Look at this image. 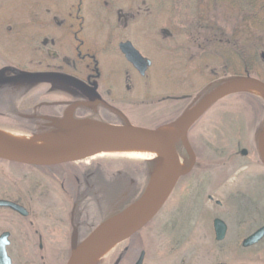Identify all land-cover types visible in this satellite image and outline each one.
Segmentation results:
<instances>
[{
  "label": "rangeland",
  "instance_id": "374dc122",
  "mask_svg": "<svg viewBox=\"0 0 264 264\" xmlns=\"http://www.w3.org/2000/svg\"><path fill=\"white\" fill-rule=\"evenodd\" d=\"M140 1L141 12L153 13L142 14L137 22V32L141 30L137 42L145 54L153 56L154 64L148 78L139 81L131 91L129 100L114 104L132 125L156 130L172 125L217 87L234 81L233 72H227L223 61L213 54L216 45L213 39L209 40L211 34L207 29L217 25L228 37L237 29L240 19L227 14L225 7L204 11L202 4L199 7L195 4L208 0ZM34 2L0 1V67L2 61L30 56L29 42L13 38L6 26L8 22L29 24L26 12H30ZM72 4L66 0L63 9ZM209 21L212 24L208 25ZM260 54L264 55V51ZM124 66L122 61H110L108 70L104 67L102 71L117 96L124 92L118 73ZM38 95L36 103H42L43 112L61 114L76 101L72 93L54 84L42 85ZM9 96L4 105L0 103V110H14L15 95ZM33 104L34 100L25 103L22 112L32 110ZM71 110H67L68 122L74 123ZM111 117V124L123 125L115 116ZM7 125L0 118L1 132L25 135L8 129ZM263 129V93L239 90L215 103L187 133L185 143L193 148L200 169L180 180L162 210L127 244L130 252L125 257L126 264L134 262L141 250L146 252L145 264H264V243L252 251L241 250V242L250 228L246 231L249 218L254 216L258 218L256 221H262L259 217L264 214V168L258 152V138ZM43 133L42 136H48ZM50 133V137L57 135ZM242 150L247 151L246 156H242ZM142 162L106 155L63 164L48 172L42 170V185L50 187L46 190L31 186L38 173L0 162V199L12 192L16 183L31 190L32 195L42 196V222L38 224L29 225L0 210V235L12 233L14 245L10 257L14 264H67L74 233L82 242L102 223L140 199L158 166L156 160L142 169L138 165ZM58 174L56 180L50 178ZM22 175L29 180L23 183ZM62 185L69 189V195ZM208 196L214 202L208 201ZM215 201H220L222 207L216 206ZM69 213L73 218H69ZM215 218L229 224L223 243L215 240L212 226ZM35 232L42 233L45 242L41 254L29 240L32 237L26 236ZM123 247L125 244L114 247L108 259L99 264H113L123 254Z\"/></svg>",
  "mask_w": 264,
  "mask_h": 264
},
{
  "label": "flooded vegetation",
  "instance_id": "af4514ba",
  "mask_svg": "<svg viewBox=\"0 0 264 264\" xmlns=\"http://www.w3.org/2000/svg\"><path fill=\"white\" fill-rule=\"evenodd\" d=\"M0 1H3L4 3L6 0ZM65 1L66 0H35L33 8L30 12H26V15L31 21L29 24L16 25L8 22L6 26L4 23L6 28L8 27L7 33H10L13 38L18 37L17 39H26L31 45L30 56L23 59L12 58L2 61V67H0V103L4 105L6 100L8 101L10 99L6 96L15 95L13 102L16 104L15 107L14 104L11 105V108L14 107V110H9L10 112L0 110V118L8 123V129H13L17 133L25 135L30 134L31 136H42V131H44L43 134L50 136V132L60 134L65 124L74 125L81 121H94L111 124L109 120L111 115L124 123L121 117V113H124L119 109L120 107L114 103L128 101V98L132 95L131 91L135 90L136 84L138 85L139 81L141 82L148 78V73L153 67V56L145 54L137 42V37L139 35L141 36V30L139 33L137 32V28L139 27L137 22H139L142 14L153 13L141 12V1L71 0L73 3L72 6L69 9H63ZM124 44L132 45L142 57L150 60L151 66L144 75L127 61L126 56L121 49V45ZM110 61H122L125 65L123 69L118 72L120 77L117 76L120 78L124 89V92L119 96L113 93V89L107 84L104 73L102 72L104 67L108 70L107 67ZM42 74H58L74 78L85 85L87 90L80 91L77 88L62 83L35 82L21 84L15 80V78L26 75ZM50 84L59 86V89L61 90H67L72 93L74 98H76V101L69 107L72 109L71 112H73L75 118L74 123L68 122V107L61 114H56L51 113L50 111L43 112L42 103H36V99L39 96L38 94H41L42 85ZM30 100H34L32 106L33 109L31 108L32 110H29L28 112H22L24 104ZM48 119L55 121H49ZM189 146L195 155V163L192 169H190L192 156L186 151L182 141H178L177 143V150L184 162L186 171V173L179 179L177 185L182 178L191 175L201 167L193 148L191 145ZM189 160L191 161L189 162ZM0 162L15 167L19 166L26 168L31 173H38V176L34 175L35 177L31 180L33 183L31 186H34V189L42 188V190L44 188L46 190L47 187H49L42 185V170L48 172L53 168L63 166H31L3 159H0ZM71 164L75 163L67 165ZM28 176L30 177V175ZM58 177H60L59 174L58 176L54 175L50 178L56 180ZM20 180L24 183L29 180V178L27 175H22ZM20 184L16 183L15 186L12 187V192L8 193L4 198H1L0 201H7L18 205L23 209L25 215L10 208L0 207V210L8 211L13 214V216L18 217L23 222H27L29 225L42 222V196L36 195L35 193L32 195L31 190L20 187ZM177 185L175 189L177 188ZM62 186L66 188V186ZM65 190L64 193L68 194L69 189L66 188ZM207 199L210 202H214L212 196H208ZM215 205L222 207L220 201H215ZM200 214H202V211ZM69 218H73L70 216V213ZM216 219L220 218H215L212 222L214 235V221ZM256 219L258 218L252 216L249 218V222L246 223V231L249 227L250 228L247 237L243 238L241 242V250L243 251L255 250L258 246L264 243L263 233V237L258 243L247 248L243 247V242L247 238L253 236L260 230H264V214L262 217H259L262 221H256ZM222 221L225 223L227 231L225 239L221 242L217 241L218 243H223L229 232L228 222H225L224 220ZM74 231H76L75 227ZM8 233L10 234V245L7 248V252L10 257V250L14 244L12 241V233ZM74 235L77 236L79 245L90 234L80 242L79 235L74 233L71 237L70 252L72 251V238ZM26 236L32 237L29 238V240L34 242V246H37L38 253L41 254L45 249V242L42 238V233L35 232L34 234H27ZM136 236L137 234L122 243L125 244V247L122 248L123 254L119 255L113 264H126L125 257L130 252V247L127 244ZM142 252L145 251L141 250L137 259L134 262H131V264H137ZM10 259L12 264H14V259L11 257ZM145 259L146 252L142 264H145Z\"/></svg>",
  "mask_w": 264,
  "mask_h": 264
},
{
  "label": "water",
  "instance_id": "95a60500",
  "mask_svg": "<svg viewBox=\"0 0 264 264\" xmlns=\"http://www.w3.org/2000/svg\"><path fill=\"white\" fill-rule=\"evenodd\" d=\"M121 49L127 61L144 75L151 66L150 60L142 57L130 44L121 45ZM262 58L264 59V55H262ZM15 80L21 84L35 82L62 83L77 88L80 91L87 90L85 85L76 79L58 74L26 75L15 78ZM239 84H248L264 92V83L252 79H239L224 83L213 90L196 106H199V108L194 114L190 125L180 131L172 140L161 134L159 132L160 128L149 130L136 127L121 114L124 121L123 125L81 121L74 125L65 124L62 132L54 137L41 136L45 144L66 147L54 153L30 150L8 140L0 133V159L31 166L51 167L79 163L98 156L110 149L130 143L150 144L163 153L164 159L158 161V166L154 170L142 196L134 204L137 207L136 214L126 227H112L109 224L110 219L98 226L79 245L77 236H73L71 256L67 264H83L98 251L109 247L114 248L138 234L159 213L169 200L179 179L186 173L177 150L178 141H182L186 151L192 156V164L190 167L192 169L195 163V155L189 144L185 143L187 141L188 131L215 103L228 95H224L225 89L228 86ZM258 152L264 165V129L258 138ZM241 154L242 156H246L247 151L242 150ZM159 183L160 187L158 188ZM156 189H158V194L153 202ZM0 207L10 208L25 215L21 207L7 201H0ZM214 230L216 241H223L227 231L225 223L220 219H216L214 221ZM263 233L264 230H260L253 236L247 238L243 242V247L247 248L258 243L262 239ZM9 237L10 234L8 232L0 235V264H12L7 252V248L10 245ZM144 256L145 252H142L137 264L143 263Z\"/></svg>",
  "mask_w": 264,
  "mask_h": 264
},
{
  "label": "trees",
  "instance_id": "16d2710c",
  "mask_svg": "<svg viewBox=\"0 0 264 264\" xmlns=\"http://www.w3.org/2000/svg\"><path fill=\"white\" fill-rule=\"evenodd\" d=\"M201 4L204 11L215 6L225 7L227 14L239 17V26L228 37L224 29L214 25L210 30L213 39V54L223 61L227 72H233L234 80L252 79L264 83V0H208ZM207 4V5H206ZM212 21H209L210 25ZM212 42V43H213ZM142 169L152 166V162L138 164Z\"/></svg>",
  "mask_w": 264,
  "mask_h": 264
},
{
  "label": "bare ground",
  "instance_id": "6f19581e",
  "mask_svg": "<svg viewBox=\"0 0 264 264\" xmlns=\"http://www.w3.org/2000/svg\"><path fill=\"white\" fill-rule=\"evenodd\" d=\"M239 90H249V91H255L263 93L258 88H255L248 84H239V85H230L225 89L224 95L239 91ZM199 106L194 108L192 111L187 112L184 114L180 119L175 121L172 125L165 126L159 129V132L166 136L169 139H173L176 137V135L182 131L183 129L187 128L190 123L192 122V119L194 117V114L197 112ZM2 136L7 138L8 140L21 145L25 148H28L30 150H34L37 152H43V153H54L63 150L66 147L63 146H55V145H48L45 144L42 141L41 136H28V135H18V134H10L6 132H1ZM120 156L124 157L126 159L130 160H140V161H162L164 159L163 153L156 147L150 145V144H144V143H130L126 145H122L113 149H110L108 151H105L104 153L98 155V156ZM160 187V183L158 188ZM158 194V189H156V192L154 194L153 202L156 199ZM137 207L135 205L126 208L122 213V215L113 218L109 221L110 226L112 227H126L134 218L136 214ZM121 214V213H119ZM117 214V215H119ZM116 215V216H117ZM113 247L105 248L103 250L98 251L97 253L93 254L90 258H88L83 264H99L103 260L108 259V257L113 253L112 252Z\"/></svg>",
  "mask_w": 264,
  "mask_h": 264
}]
</instances>
